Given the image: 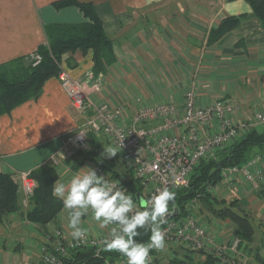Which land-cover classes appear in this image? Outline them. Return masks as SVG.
<instances>
[{"label": "crops", "instance_id": "crops-1", "mask_svg": "<svg viewBox=\"0 0 264 264\" xmlns=\"http://www.w3.org/2000/svg\"><path fill=\"white\" fill-rule=\"evenodd\" d=\"M57 1L0 0V66L34 55L47 43L46 25L86 21L76 7L56 8ZM79 1L95 6L106 33L115 40L117 61L102 76H92V51L77 52V66L63 63L96 104L123 107L129 121L140 107L137 99L146 106L172 103L182 107L186 93L196 88L200 107L219 99L238 105L235 121L252 119L264 110V29L244 0ZM227 17H240L241 21L219 42L208 44L211 30ZM85 121L86 116L73 107L59 79L48 80L37 100L0 116V173L18 176L51 163L53 157L58 162L57 184L67 182L80 168L95 169L97 165L85 152L66 144ZM103 137L89 135V151L102 158L105 149L98 140ZM119 173L121 181H126L125 172ZM236 192L241 198L253 193L247 210L260 220L255 243L252 248L244 246L240 264H259L257 258L264 256V184L258 192L247 187ZM68 217L64 208L57 223L46 227L47 234L59 229L66 239H73ZM81 227L93 236L106 231L91 211L82 217ZM210 231L219 242L235 238L234 226L229 224L216 222ZM47 234L29 223L22 212L10 215L0 223V240L7 248L0 250V264H43L40 249ZM10 238L16 239L13 248H9ZM187 254L184 250L178 256Z\"/></svg>", "mask_w": 264, "mask_h": 264}, {"label": "built area", "instance_id": "built-area-1", "mask_svg": "<svg viewBox=\"0 0 264 264\" xmlns=\"http://www.w3.org/2000/svg\"><path fill=\"white\" fill-rule=\"evenodd\" d=\"M33 66L40 63L41 57L35 55ZM73 107L86 116L85 123L66 142L78 150L89 149V135H103L117 150L121 160L131 169L144 189L145 201L158 189L169 190L185 188L189 185L192 172L199 162L212 156L217 150L230 145L257 125H264V110L257 112L252 119L233 120L239 110L238 105L228 99L200 107L197 103V90L191 88L185 95L182 107L168 103L157 106L142 105L127 121L125 109L110 103L96 104L85 91L83 84L71 77L63 68L58 77ZM215 129V132L212 130ZM57 165V158H51ZM98 174L115 185L126 186L102 167L96 166ZM241 178L250 190L258 192L264 184V156L257 155L243 166L230 167L223 172V181L230 184ZM23 192L22 207H29L35 194L36 181L31 172L18 175ZM128 191V190H127ZM139 206L140 202L134 200ZM190 212L179 220H170L162 226L166 245L172 248L183 247L186 251L203 252L217 258L218 264H240L244 244L234 238L230 242H219L214 235L202 226L199 219ZM114 225L105 226L103 235H87L81 240H68L63 232L56 229L42 245L43 264H63V259L73 250L83 247L93 248L97 257L105 250V240ZM104 264H127V258ZM149 264H158L150 254Z\"/></svg>", "mask_w": 264, "mask_h": 264}, {"label": "trees", "instance_id": "trees-1", "mask_svg": "<svg viewBox=\"0 0 264 264\" xmlns=\"http://www.w3.org/2000/svg\"><path fill=\"white\" fill-rule=\"evenodd\" d=\"M233 2L236 0H227ZM252 8L254 16L260 21L264 29V0H244ZM58 9L76 7L86 18L83 23H54L45 26L47 43L41 46L34 55L22 57L9 64L0 66V116L12 113L17 107L37 100L44 89L46 82L58 78L63 71V63L77 66L75 54L93 52L92 76H102L117 61L115 54V40L105 31L103 22L92 3L79 0H59L54 3ZM241 21L240 17H227L211 30L208 44L219 42ZM38 55L41 61L33 66L32 58ZM69 55V57H67ZM264 126V125H263ZM90 145V143H89ZM107 156L109 153L106 152ZM81 152V151H78ZM86 153V151H85ZM257 155L264 156V129L256 127L236 139L230 145L217 150L212 156L202 159L195 167L185 188L173 190L176 193L175 204L169 203L171 214L178 211L171 220H179L190 212L194 213L196 205L208 210L215 218L230 221L234 226L235 238L241 240L246 248H252L256 239V229L249 212L239 208L236 199L227 204L226 200H219L211 191L223 181V172L230 167L243 166ZM97 166L104 168L112 178L120 180L118 171L111 169L100 159L90 157ZM127 166V165H126ZM36 181V189L29 207H22V189L18 176L15 174L0 173V223L12 214L22 212L25 219L32 224L43 228L45 233L49 224H56L63 211V202L54 194L59 175L55 165L46 163L31 171ZM127 190L133 193V199L143 196L144 189L138 179L121 181ZM170 221V220H169ZM167 221V222H169ZM166 222V223H167ZM165 223V224H166ZM163 224L162 226H164ZM141 235L137 241L147 242L150 233L143 229L138 230ZM7 249L2 243L0 250ZM184 257L172 254L159 258L157 251L150 254L158 264H218L217 258L212 255L198 252L201 260H196L193 251H188ZM125 258L119 252L105 250L101 257L95 255V250L83 247L73 250L63 259V264H104L106 261L115 262ZM202 259H204L202 261ZM259 264H264V256L257 258Z\"/></svg>", "mask_w": 264, "mask_h": 264}, {"label": "clouds", "instance_id": "clouds-1", "mask_svg": "<svg viewBox=\"0 0 264 264\" xmlns=\"http://www.w3.org/2000/svg\"><path fill=\"white\" fill-rule=\"evenodd\" d=\"M109 155L117 153L109 148ZM54 194L62 199L63 207L69 211L68 227L74 240H81L86 230L81 227V219L89 211L101 227L114 225L105 240L108 251L119 252L127 258V264H149L150 253L162 251L166 247L162 225L171 214L169 203L175 204L176 193L168 187L158 189L147 201L138 206L133 193L117 186L98 174L92 167L80 168L71 178L54 187ZM143 229L150 233L147 242L137 241Z\"/></svg>", "mask_w": 264, "mask_h": 264}, {"label": "rangeland", "instance_id": "rangeland-1", "mask_svg": "<svg viewBox=\"0 0 264 264\" xmlns=\"http://www.w3.org/2000/svg\"><path fill=\"white\" fill-rule=\"evenodd\" d=\"M38 56V55H37ZM35 58L33 57L31 62H34ZM259 130L262 131L264 129V126H259ZM103 137V135H100ZM105 136L103 137V139L101 140H98V142H101V145L102 147L106 150V152L108 153L107 149L111 148L113 149L117 154L115 156H108L107 157V154L105 153V151H103V158L101 156L100 153H97V154H93L92 151H89V149L91 150V147H89V149L86 150V153H84L87 157H91L93 156L94 158L96 159H100L102 160V162L105 164V166H108L110 167L111 169H115L116 171H121L122 173L125 174V179L127 182L129 180H131V178H136V176L133 174V172L131 171V169H129L128 166H126V164L121 160L117 150L113 147L112 143L108 142L104 139ZM77 149V148H76ZM78 151H81V152H85L84 150H78ZM119 156V157H118ZM111 158H113V160H111ZM93 163V162H92ZM94 165V164H93ZM94 168V167H93ZM241 188V187H247L248 190L249 187L248 185L241 179V178H238L236 179V181L232 184L229 183L228 180L226 181H222L220 184H218L216 187L212 188V193L219 199V200H226L227 204L230 205L232 201L238 199L239 200V208L240 209H244L246 212H248V206H247V203L249 202L250 200V197L253 196V193L251 192H247L245 193L244 195V198L240 197L239 194L236 192V190H238V188ZM251 191V190H250ZM242 196V195H241ZM194 216L199 219V221L201 222L202 226L205 227L210 233V228L214 225V223L218 222L220 224L224 223V224H229V225H232L233 224L230 222V221H222V220H219L217 218H215L208 210H206L205 208H200L199 205H196V208H195V212H194ZM250 213V212H249ZM250 215L252 216V214L250 213ZM252 222L254 224V227L256 229V233H258V230H259V223H260V220L257 219L255 216L252 217ZM211 224V225H209ZM212 235H214L212 233ZM12 239V240H11ZM10 241L8 242V244L10 245L9 248H13L12 245H15L16 242L14 238H10L9 239ZM2 243H6V242H3V240H0V245H2ZM244 250V249H242ZM183 251L184 249L182 248H172L168 245H166V247L162 250V251H157V255H159L158 257L159 258H162L163 256H165L164 260L162 259L161 263H165V260H166V257L168 256H172V254H176V255H182L183 254ZM197 255H200L199 253L196 254L195 256V259L196 260H201ZM204 259H202L203 261Z\"/></svg>", "mask_w": 264, "mask_h": 264}, {"label": "water", "instance_id": "water-1", "mask_svg": "<svg viewBox=\"0 0 264 264\" xmlns=\"http://www.w3.org/2000/svg\"><path fill=\"white\" fill-rule=\"evenodd\" d=\"M137 200H138L140 203H141V201H145L143 198L140 197V195H138ZM177 213H178V211L175 212V213H173V214L168 215V216H167V219H166V222L169 221V220H171V219H173V218H175V217L177 216Z\"/></svg>", "mask_w": 264, "mask_h": 264}]
</instances>
